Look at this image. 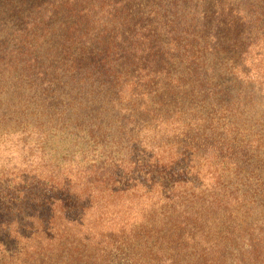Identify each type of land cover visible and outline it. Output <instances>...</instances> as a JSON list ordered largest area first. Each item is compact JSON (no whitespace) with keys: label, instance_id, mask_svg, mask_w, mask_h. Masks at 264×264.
I'll return each mask as SVG.
<instances>
[{"label":"trees","instance_id":"16d2710c","mask_svg":"<svg viewBox=\"0 0 264 264\" xmlns=\"http://www.w3.org/2000/svg\"><path fill=\"white\" fill-rule=\"evenodd\" d=\"M0 144L47 264H264V0H0Z\"/></svg>","mask_w":264,"mask_h":264},{"label":"rangeland","instance_id":"374dc122","mask_svg":"<svg viewBox=\"0 0 264 264\" xmlns=\"http://www.w3.org/2000/svg\"><path fill=\"white\" fill-rule=\"evenodd\" d=\"M65 133H57L54 131L51 133L53 136H49L50 141L54 142L56 147H60L58 137L59 135H64ZM49 142L48 148L52 149L54 148V144ZM35 145V143H34ZM61 148V147H60ZM10 148V146H3V144H0V171H8L11 170L13 166H16V169H13L17 172L20 170H31V165L24 163V158L28 155V152H22L19 153V151H14ZM36 151V150H35ZM63 153L57 152L56 155L60 156ZM32 178V177H31ZM46 224V222H45ZM34 225L38 226V223L35 222ZM47 225V224H46ZM20 234L18 236L12 234V239H9L6 237L0 238V248L10 250L14 254H16V257L20 260L18 261H26L27 263H36V264H47V251L44 252H38V253H32L31 249L32 246H35L36 244H39L40 241L36 240L33 235H26V232L24 229H19ZM35 230V229H34ZM47 240V238H46ZM43 245V244H42ZM30 257V258H29ZM113 264H119L117 261L111 262Z\"/></svg>","mask_w":264,"mask_h":264}]
</instances>
